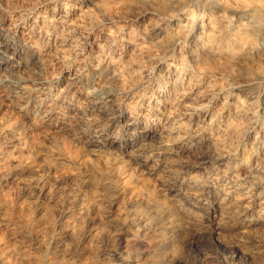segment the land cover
<instances>
[{"label":"clouds","instance_id":"clouds-1","mask_svg":"<svg viewBox=\"0 0 264 264\" xmlns=\"http://www.w3.org/2000/svg\"><path fill=\"white\" fill-rule=\"evenodd\" d=\"M0 264H264V0H0Z\"/></svg>","mask_w":264,"mask_h":264}]
</instances>
